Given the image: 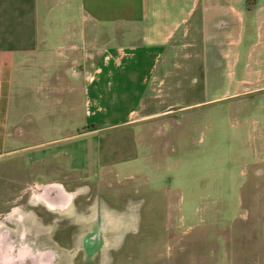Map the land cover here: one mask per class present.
Returning a JSON list of instances; mask_svg holds the SVG:
<instances>
[{"label":"crops","instance_id":"0c3cea01","mask_svg":"<svg viewBox=\"0 0 264 264\" xmlns=\"http://www.w3.org/2000/svg\"><path fill=\"white\" fill-rule=\"evenodd\" d=\"M196 48L245 58L229 97L264 92V0H0V170L24 179L0 214V264H74L89 248L68 179L146 164L152 122L174 111L157 88Z\"/></svg>","mask_w":264,"mask_h":264},{"label":"rangeland","instance_id":"374dc122","mask_svg":"<svg viewBox=\"0 0 264 264\" xmlns=\"http://www.w3.org/2000/svg\"><path fill=\"white\" fill-rule=\"evenodd\" d=\"M244 60L200 48L177 57L170 84L157 88L174 111L152 122L146 164L130 178L68 179L80 210L77 241L89 247L74 264H264V92L229 97ZM23 182L22 172L0 170V214ZM108 226L127 233L109 235ZM109 240L122 244L100 248Z\"/></svg>","mask_w":264,"mask_h":264}]
</instances>
